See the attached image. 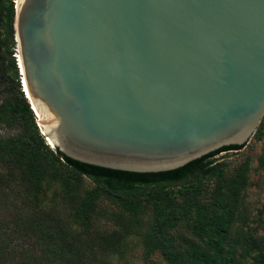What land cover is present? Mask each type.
<instances>
[{
	"label": "water",
	"instance_id": "obj_1",
	"mask_svg": "<svg viewBox=\"0 0 264 264\" xmlns=\"http://www.w3.org/2000/svg\"><path fill=\"white\" fill-rule=\"evenodd\" d=\"M50 147L135 172L242 145L264 115V0H14Z\"/></svg>",
	"mask_w": 264,
	"mask_h": 264
},
{
	"label": "trees",
	"instance_id": "obj_2",
	"mask_svg": "<svg viewBox=\"0 0 264 264\" xmlns=\"http://www.w3.org/2000/svg\"><path fill=\"white\" fill-rule=\"evenodd\" d=\"M14 6L0 0V126L9 132L0 135V264H115L135 235L167 264H264V226L258 236L244 230L239 209L248 164L228 174L229 162L215 157L246 143L157 172L88 164L50 147L18 81Z\"/></svg>",
	"mask_w": 264,
	"mask_h": 264
},
{
	"label": "rangeland",
	"instance_id": "obj_3",
	"mask_svg": "<svg viewBox=\"0 0 264 264\" xmlns=\"http://www.w3.org/2000/svg\"><path fill=\"white\" fill-rule=\"evenodd\" d=\"M2 29L3 26L0 19V37H2L3 34ZM14 50H16V48L13 49L14 53L12 56L17 60V52L15 53ZM7 74L9 75V79L14 78L9 69ZM21 80L22 78H18L19 82H21ZM6 84L7 81H3L0 83V87ZM259 129L260 132L256 133L255 131L242 149L221 152L215 156L217 162H229L230 165L227 168L228 174L234 173L236 168L242 167L245 163L248 164L247 183L241 191L239 209L248 217L246 225H243L244 230L249 231L254 236L261 235L264 226V212H261L264 209V115L261 119ZM8 133V131L0 126V135H6ZM214 186V180H209L207 182L205 199H211ZM150 216L151 212L150 210H147L144 218L147 219ZM241 224L242 222L238 220L234 225V228L240 227ZM98 225L101 228L111 227L104 221H100ZM131 241L132 242L128 244L127 250L115 255L117 256L114 260L115 264L120 258L129 260L130 264H167L158 250L148 251L146 246L142 244V239L139 235L132 237Z\"/></svg>",
	"mask_w": 264,
	"mask_h": 264
}]
</instances>
